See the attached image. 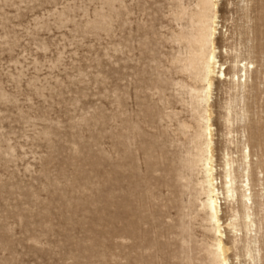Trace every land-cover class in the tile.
I'll return each mask as SVG.
<instances>
[{
  "label": "rangeland",
  "instance_id": "1",
  "mask_svg": "<svg viewBox=\"0 0 264 264\" xmlns=\"http://www.w3.org/2000/svg\"><path fill=\"white\" fill-rule=\"evenodd\" d=\"M196 1L0 0V264H211L190 162L201 84L178 37ZM218 15L215 164L243 139L264 177V0H218ZM244 63L229 145L226 106L241 99L229 76ZM255 221L264 264V210ZM228 257L248 264L246 243Z\"/></svg>",
  "mask_w": 264,
  "mask_h": 264
},
{
  "label": "bare ground",
  "instance_id": "2",
  "mask_svg": "<svg viewBox=\"0 0 264 264\" xmlns=\"http://www.w3.org/2000/svg\"><path fill=\"white\" fill-rule=\"evenodd\" d=\"M196 2L195 9L193 7L194 10L189 14L190 31L181 32L178 37L186 42L188 48L182 68L193 74L194 79L201 84V90L197 92L196 98L192 97L196 99L200 107L197 113L202 122L201 140L196 142L198 145L196 157L190 162L198 166L200 170L199 186L204 196L201 207L214 236L209 250L211 264H227L230 248L236 249L242 243H246L248 264H259L260 249L257 234L260 227L255 221V216L256 212L264 210V177L260 176L263 174V169H261L263 161L255 159L252 162L249 141L245 142L242 139L236 142V146L241 145L238 156H233L232 151L226 148L223 157L221 154V165L218 167L215 164L210 99L214 79L228 76L225 68L218 64L215 56L219 16L218 0H197ZM176 12V15L180 17L184 14L183 8ZM240 72L241 74L234 72L229 76V80L235 83V88L241 93V99L236 101L234 106H231V103L226 106L225 122L228 125L229 145L234 143L229 127L232 115L243 121L245 112L242 94L249 79V68L245 63L242 64ZM255 187H258L257 190ZM222 205L228 213V219L225 221L221 217ZM225 232L231 234V246L226 244L225 239L223 240Z\"/></svg>",
  "mask_w": 264,
  "mask_h": 264
}]
</instances>
